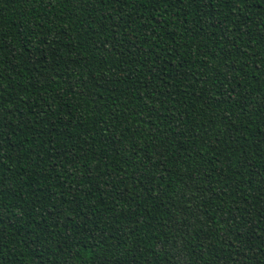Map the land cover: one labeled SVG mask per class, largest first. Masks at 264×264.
<instances>
[{
  "label": "trees",
  "instance_id": "obj_1",
  "mask_svg": "<svg viewBox=\"0 0 264 264\" xmlns=\"http://www.w3.org/2000/svg\"><path fill=\"white\" fill-rule=\"evenodd\" d=\"M0 264H264V0H0Z\"/></svg>",
  "mask_w": 264,
  "mask_h": 264
}]
</instances>
